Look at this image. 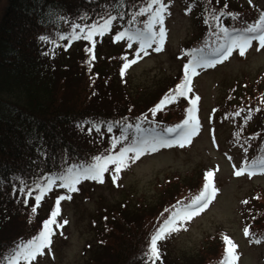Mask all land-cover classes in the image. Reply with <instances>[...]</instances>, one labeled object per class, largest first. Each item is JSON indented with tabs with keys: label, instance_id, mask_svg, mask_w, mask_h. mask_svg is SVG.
I'll return each mask as SVG.
<instances>
[{
	"label": "rangeland",
	"instance_id": "rangeland-1",
	"mask_svg": "<svg viewBox=\"0 0 264 264\" xmlns=\"http://www.w3.org/2000/svg\"><path fill=\"white\" fill-rule=\"evenodd\" d=\"M216 1L230 2L232 7H237L235 9L264 4V0ZM6 2L0 0V15ZM165 2L169 4V12L164 23L166 35L161 51H154V45L148 49V55L141 53L137 56L135 44L133 49H129L126 40L116 41L114 33L125 27L120 17L113 22L110 34L94 36L88 44L93 51L91 58L105 65L108 73L116 69L121 72L120 63L124 57L129 61L135 60V63L130 64L128 72L122 74L125 80L120 77L119 88L111 90L113 97L127 102V96L119 91L123 80V86L137 110L142 109L145 100L156 99L167 88L181 82L183 65L189 61L185 46L196 42L199 44L207 34L204 27L201 29L196 17L200 7L198 10L193 8L189 13L187 0ZM224 17H220L219 23H227L223 21ZM81 41L73 42L69 51H66L70 59L85 57V43ZM42 44L48 50L56 51L57 57L63 53L62 47L48 40L42 41ZM258 48V42L254 41L244 56H240L237 49L227 60L214 67L197 69L198 74L192 77L189 96L191 99L199 97L195 115L200 128L183 147L178 144L162 147L155 152L144 153L134 162L129 160L116 174L115 182L113 173H105L103 183L81 180L76 186L78 191L71 193L61 189L57 182L36 206L27 236L42 230L43 221L50 217L56 207L57 195L71 197L60 202V215L57 217L59 223H67L63 224V228L53 226L55 235L52 244L44 249L42 257H38V264H103L106 260L110 263L115 251L103 246L102 240L106 243L107 238L113 237L121 243L115 231L123 233L129 228L130 221L137 224V229L146 225L148 219L156 223L162 207L164 209L167 204L196 194L208 171L213 172V186L217 189L214 198L207 208L191 219L182 221L176 226L177 231L157 243L159 259L155 264H206L220 256L224 237L236 245L234 264H264V214L258 215L257 212L258 209L264 211V173L249 175L244 172L241 176L235 175V171L248 157L240 145L247 142L244 134H252L254 137V132L257 133L259 141L264 145V117H248L249 105L244 104L243 100L230 97L232 93H242V86L234 92L233 89L243 82L248 83L252 89L258 83L257 90H264V48ZM246 96L248 94L242 93L243 98ZM226 107L230 116H233L235 109L240 110L238 115L242 114L245 122L239 129L234 130L232 119L223 117ZM176 108L172 107L165 112L171 122L183 115V106L178 105ZM174 114L178 116L174 118ZM97 138H101V135H97ZM110 145H114L112 133L105 143L106 148H110ZM257 146L261 147L251 145L256 156L262 150ZM108 166L112 169L115 167L112 164ZM119 215L128 218L119 222ZM108 224L114 225L115 230L108 229ZM245 228L252 233L253 238L249 233L245 235ZM149 232L142 234L144 239ZM144 245L141 243L137 253L136 246L132 256L135 260L145 256ZM140 262L146 264L145 259ZM21 264L24 262L21 261Z\"/></svg>",
	"mask_w": 264,
	"mask_h": 264
},
{
	"label": "trees",
	"instance_id": "trees-1",
	"mask_svg": "<svg viewBox=\"0 0 264 264\" xmlns=\"http://www.w3.org/2000/svg\"><path fill=\"white\" fill-rule=\"evenodd\" d=\"M188 1L194 9L200 7V15L196 17L201 29L204 27L207 31L194 48L205 51L207 44L212 47L220 43L214 14L225 13L223 20L227 23L220 24L231 29L255 23L263 13L253 6L235 9L237 7L224 1ZM148 3L149 0H7L0 15V264H8L16 245L38 235L39 231L27 236L31 217L36 213L32 208L37 206L34 198L39 194L35 190L37 182L46 184L44 178L59 175L72 165L94 163L96 155L117 154L123 145L135 138L136 124L145 130V135L150 130L159 132L162 127L168 126L167 108L162 107L153 114L151 109L159 103L154 98L142 102V109L137 110L123 81L119 91L127 96V102L113 97L111 88H119V70L108 73L105 65L91 58L93 52L89 53L88 44L84 48L85 57L79 60L75 57L70 59L66 52L69 50H64L69 49L70 42L76 41L68 39L73 32V23L82 26H91L98 21L102 23L99 16L102 12L130 18L135 9L146 7ZM147 18L148 13L145 20ZM76 31L79 32L78 29ZM41 36L62 47L63 53L57 57L56 51L45 48ZM244 84L242 93L248 96L243 98L242 93H232L230 97L260 107L257 115L264 117V90H257L258 83L253 89ZM239 88L235 87L233 92ZM170 91H164L162 97ZM181 98L178 97L177 101ZM176 107L178 105H174ZM177 116L174 114V118ZM127 125L132 127L127 128ZM122 132L128 136V141L118 140ZM111 133L115 146L106 148L105 143ZM258 136L254 132L257 142ZM25 186L33 189L31 197L27 196ZM21 187H25L24 192L19 191ZM200 191L178 201L180 203L176 201L165 205L164 209L162 207L154 224L148 219L146 225L137 229L136 223L128 222L129 228L123 233L115 231L121 243L113 237L107 238L106 243L102 240L103 246L115 251V259L110 263L106 260L103 264H142L140 261L144 260V256L136 260L133 258L136 246L137 253L141 243L143 246L145 242L146 250H143L146 254L151 236L163 221L174 211L190 204ZM257 212L258 215L264 214L259 209ZM119 216V222L128 218ZM107 228L115 230L114 225L108 224ZM145 231H150L146 239L142 236ZM224 257L222 246L220 256L206 264H222ZM145 263L148 264V261L145 260Z\"/></svg>",
	"mask_w": 264,
	"mask_h": 264
},
{
	"label": "snow or ice",
	"instance_id": "snow-or-ice-1",
	"mask_svg": "<svg viewBox=\"0 0 264 264\" xmlns=\"http://www.w3.org/2000/svg\"><path fill=\"white\" fill-rule=\"evenodd\" d=\"M153 5L156 6L155 10H153ZM130 6L135 7V4H131ZM166 11L167 7L163 3V0H149L147 6L140 7L135 15L128 21L129 24H132L137 17L148 13V18L143 21V27L118 31L115 40H126L129 49H133L134 42L138 44V48L134 50L137 56L141 53H143V55H148V49L153 48L154 45V51H161V46L166 35L164 27ZM223 15H225L223 12L218 16L215 14L213 15V19L217 22L216 35L220 43L211 48L207 53H205L204 49L192 50V58L188 63L183 65V79L176 85L175 89L171 90L169 94H166L160 99L159 103L151 109L153 114L162 110L163 106L174 103L178 97L187 98L188 93L192 91L190 87L192 77L198 74L197 69L212 68L216 64L227 60L237 49L239 50V55L244 56L245 51L252 46L254 41H257L259 44L257 50L264 48V13L260 15L255 23L248 24L246 27H233L231 29L219 23V19ZM228 15L233 16L232 13H228ZM99 16L102 23L98 21L91 26H82L73 23L71 25L73 32L68 39H83L92 42L94 36H102L107 31L111 30L113 22L118 18V16H113L107 12H102ZM233 18L236 17L233 16ZM204 22L207 24L208 20L205 19ZM157 25L159 26L158 30ZM77 29L79 32L76 31ZM63 38L62 36L61 39ZM40 39L41 41L47 42V38L44 36H41ZM88 51L90 54L92 53L91 48H89ZM123 59L127 60V57ZM129 63H135V60L125 63L121 69V74H123V69L129 66ZM198 100V96L189 100L191 107L187 108V118L181 123L170 127H162L159 132L150 130L148 135L144 134L145 130L141 128L140 124H136L135 138H133L130 143L126 144V146L121 147L117 154L96 155L93 157L94 163L87 164L86 166L72 165L59 175H50L44 178L46 179V184L37 182L35 190L38 191L39 194L34 197L37 205L44 194L52 190L53 185H55L57 181H59V187L61 189H66L69 193L78 191L76 185L79 184L81 180H92L103 183L105 173H113V182H115L116 174L120 172L122 167L126 166V159L134 162L144 153L155 152L158 148L171 147L177 144L183 147L185 142L191 141L192 137L198 133L200 128V123L195 115ZM126 127L131 128L132 125H127ZM109 131H111V125H109ZM128 139V136L123 132L118 138V140L124 141H128ZM114 146L115 145H113V147ZM129 153L132 155L129 156ZM109 164L114 165V169L109 168ZM257 170L264 172V159L258 161L254 160L250 165L248 161L245 160L239 169L235 171V175L241 176L245 171H247L249 175H252ZM203 179V190L191 200L190 204L185 205L180 211H174L151 236L148 251L144 256L148 264H155V261L159 259L157 242L164 240L166 236L177 231V228L174 226L177 217L183 214L185 219H191L194 215H198L207 208L209 202L214 198L217 189L213 186V172L208 171ZM25 187H27V196L31 197L33 195V189L30 186ZM25 187H21L19 191L24 192ZM65 199H71V197L57 195L56 207L51 211L50 217L43 221L42 230L38 232V235H34L26 243L16 245L14 255L9 258L8 264H21V261H23L24 264H31V262L35 261L36 264H38V257H42L44 255V249L49 248L52 244V237L55 235L53 226L56 228H63V224L67 223V221H64L63 224H61L57 220V217L60 215V202ZM244 203H247V201H244ZM32 211L35 212L36 207H33ZM244 231L247 236L248 229L245 228ZM224 243L227 247L225 248V257L222 264H234L236 259L234 250L236 245L233 244L228 237H224Z\"/></svg>",
	"mask_w": 264,
	"mask_h": 264
}]
</instances>
